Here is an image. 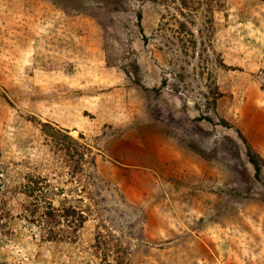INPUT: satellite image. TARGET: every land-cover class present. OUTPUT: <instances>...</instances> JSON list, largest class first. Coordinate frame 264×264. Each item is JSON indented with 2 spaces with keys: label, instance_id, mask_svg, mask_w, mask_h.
I'll return each instance as SVG.
<instances>
[{
  "label": "rangeland",
  "instance_id": "rangeland-1",
  "mask_svg": "<svg viewBox=\"0 0 264 264\" xmlns=\"http://www.w3.org/2000/svg\"><path fill=\"white\" fill-rule=\"evenodd\" d=\"M185 1L0 0V261L264 264V0Z\"/></svg>",
  "mask_w": 264,
  "mask_h": 264
},
{
  "label": "trees",
  "instance_id": "trees-1",
  "mask_svg": "<svg viewBox=\"0 0 264 264\" xmlns=\"http://www.w3.org/2000/svg\"><path fill=\"white\" fill-rule=\"evenodd\" d=\"M182 3L185 4L186 1L182 0ZM262 89L264 90V84H262ZM222 126L227 128L226 124L224 123H222ZM42 130L47 136H49L52 143H54L55 145H60V147L63 149L66 155H70L69 151L71 149L77 152L76 147L83 149L82 145L79 144V142L72 139L70 136L64 134L63 132L54 129L49 124H42ZM240 137L242 138V136ZM242 141L246 148L247 159L249 163L253 166L255 172L254 175L256 179H258L260 174V165H262L263 160L256 153H254V151L252 150V148L249 146V144L246 142L244 138H242ZM76 154L81 157V154L79 152H77ZM27 180L28 183L32 185L30 186L23 185L22 190L24 194H27L29 197H31L32 205L34 208L33 210L35 211V212L31 211L29 215L32 217H36L38 221H41L39 225L47 227L48 230L47 240L56 241L57 236L60 235L61 223L64 221V219L67 220L72 215H75V212L72 209L62 210V213L60 214L57 210L54 209L51 199H49V197H46V195L44 196L42 193L37 191L38 181L31 177H29ZM114 253L115 254L113 259L115 264H123L121 257L117 255L118 252H114ZM0 264H9V263L5 261H0Z\"/></svg>",
  "mask_w": 264,
  "mask_h": 264
},
{
  "label": "crops",
  "instance_id": "crops-1",
  "mask_svg": "<svg viewBox=\"0 0 264 264\" xmlns=\"http://www.w3.org/2000/svg\"><path fill=\"white\" fill-rule=\"evenodd\" d=\"M138 156H139V159L140 160L142 159L143 162L146 161V156H145V154L143 152L140 151V153L138 154Z\"/></svg>",
  "mask_w": 264,
  "mask_h": 264
}]
</instances>
